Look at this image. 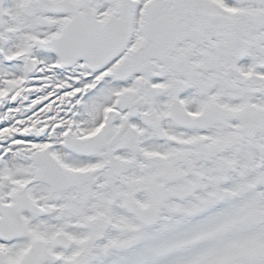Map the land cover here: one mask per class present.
I'll list each match as a JSON object with an SVG mask.
<instances>
[{
    "label": "snow or ice",
    "instance_id": "6c2138e0",
    "mask_svg": "<svg viewBox=\"0 0 264 264\" xmlns=\"http://www.w3.org/2000/svg\"><path fill=\"white\" fill-rule=\"evenodd\" d=\"M0 264H264V0H0Z\"/></svg>",
    "mask_w": 264,
    "mask_h": 264
}]
</instances>
